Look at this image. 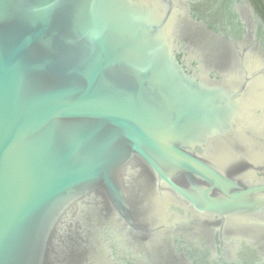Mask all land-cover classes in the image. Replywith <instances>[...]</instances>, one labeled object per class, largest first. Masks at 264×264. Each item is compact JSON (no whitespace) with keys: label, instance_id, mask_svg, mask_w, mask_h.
Instances as JSON below:
<instances>
[{"label":"water","instance_id":"1","mask_svg":"<svg viewBox=\"0 0 264 264\" xmlns=\"http://www.w3.org/2000/svg\"><path fill=\"white\" fill-rule=\"evenodd\" d=\"M0 264H264L250 0H0Z\"/></svg>","mask_w":264,"mask_h":264},{"label":"flooded vegetation","instance_id":"2","mask_svg":"<svg viewBox=\"0 0 264 264\" xmlns=\"http://www.w3.org/2000/svg\"><path fill=\"white\" fill-rule=\"evenodd\" d=\"M253 4V6L255 7V9L257 10V12L263 17L264 19V9L261 8V6L257 5V3L253 0H250Z\"/></svg>","mask_w":264,"mask_h":264},{"label":"trees","instance_id":"3","mask_svg":"<svg viewBox=\"0 0 264 264\" xmlns=\"http://www.w3.org/2000/svg\"><path fill=\"white\" fill-rule=\"evenodd\" d=\"M257 3V5L261 6L262 9H264V5L262 3V0H253Z\"/></svg>","mask_w":264,"mask_h":264}]
</instances>
